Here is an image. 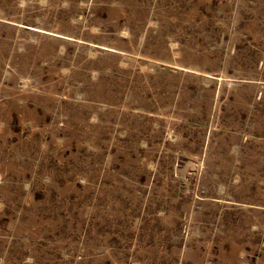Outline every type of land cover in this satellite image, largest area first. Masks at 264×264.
Returning <instances> with one entry per match:
<instances>
[{
  "label": "rangeland",
  "instance_id": "rangeland-1",
  "mask_svg": "<svg viewBox=\"0 0 264 264\" xmlns=\"http://www.w3.org/2000/svg\"><path fill=\"white\" fill-rule=\"evenodd\" d=\"M0 264H264V0H0Z\"/></svg>",
  "mask_w": 264,
  "mask_h": 264
}]
</instances>
